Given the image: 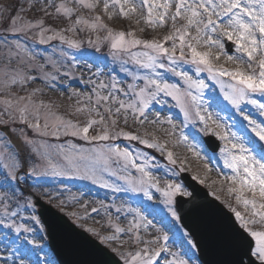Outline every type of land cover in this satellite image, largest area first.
I'll list each match as a JSON object with an SVG mask.
<instances>
[{
	"label": "rangeland",
	"instance_id": "374dc122",
	"mask_svg": "<svg viewBox=\"0 0 264 264\" xmlns=\"http://www.w3.org/2000/svg\"><path fill=\"white\" fill-rule=\"evenodd\" d=\"M18 1L25 5L26 13L29 15H34L42 10L53 11L52 9H54L53 14H58L56 8L64 5L72 10L71 17L73 21L75 20L74 18L77 20L82 17L92 22L95 16H100L107 28L118 32L120 29L127 27L128 30L135 33L138 39H141L140 37L156 40L163 39L172 30L170 22L166 23L162 28L147 26L144 23L146 10L143 9L138 10L129 18L113 15V18L109 20L108 14H105L103 11L102 3L98 4L94 11L80 6L76 0H0V5L6 7ZM111 12L112 10L109 9V14ZM7 25L9 28V22ZM77 26L82 31L89 30L86 25L81 24ZM17 27H24V31L15 34L9 31L17 40L11 38L9 43H5L4 39L1 40L0 49L4 45H8L18 55H25L23 60L24 62L27 61L26 64L28 66H30L29 63L34 64L35 68L40 69L41 72L39 77H35L34 73L29 71L28 74H24V77H32L31 80L24 79V82L16 81L12 83L14 75L21 74L20 72L13 73V71L15 69L18 71L23 62L20 60L16 66H13L10 63L14 61L5 59L1 63L2 68L5 70L2 71V68H0V93L3 94V96H0V115L6 117V121L2 120L15 129H11L10 133L13 134V138L17 142L15 144L12 139H7L0 131V264H56L47 248L45 232L37 217V209L29 207V203L33 205L34 197L40 198L46 204L51 205L60 213L71 218V221L78 228L87 232L100 243L102 237L118 235L117 240L101 244L110 251L112 248H116L117 252L113 253L123 261V264L124 260L117 253L127 254L129 252L136 253L140 251L145 259H147L154 251L160 249L161 244H163V240L161 239L163 235H168L169 237L167 244L168 251H161L160 256L155 258L153 264H167V261L173 258L172 253H176L179 258L188 260L189 264H199L195 258L193 248L183 238L182 233L184 231L176 221L171 219L170 214L167 212L163 203L165 198L162 192L169 183L181 184L179 174L187 173L191 178L193 176L198 177L196 179L198 182L203 180L201 185H204L224 205H232L243 212V208L237 205L235 199L230 198L227 192L230 181L224 180L223 177L230 175L231 171L224 168L219 150L215 154H210L205 149L204 144L200 146L202 152L207 151L208 157H214L209 160V168L213 169L209 172L205 168L203 161L194 157L184 144L178 142L177 138L180 135L181 128H184L183 116L179 108L175 106V101L163 94H160L159 99L165 101V103L157 104L153 101L146 112L147 119L139 117V120L143 121V123L137 121L131 110L125 112L121 109L117 114L116 109L119 107L121 101L127 104L134 99L133 93L129 90L130 85H135L137 91L143 86V81L134 80L133 76H145L150 75V73L147 70L139 68L129 59L127 54L118 53L114 58L108 40L106 41V54L93 55V53L87 51L69 48L63 53V64L58 66V62L53 58L58 52L53 48H50L49 52L44 51V49L48 48L47 44L50 40L46 43H40V39L36 42L21 40L20 37L16 36L17 34L23 37V34L27 31L32 34L29 36H35L40 34V32H37V28L29 29L19 22ZM228 44L230 43L226 41V48ZM231 48L230 50L228 49L230 54ZM37 49L38 51H36ZM31 50H35V52ZM142 50V48L140 50L133 49V51ZM199 50L206 51V49ZM124 61H127V63H124ZM165 62L167 63L166 60ZM214 63L229 70L237 67L236 64L227 62L224 57H221L219 61H215L214 59ZM180 67L188 71L193 79H203L205 81L208 86L205 91V99L213 97L219 100L220 108L222 109L220 114L227 118L228 123L235 122L236 126L233 130L243 132L249 136L252 135L249 129L243 127L247 125V121H244L242 115L223 100L219 86L207 78V73H201L197 77L191 66L181 65ZM157 71L161 73L167 82L177 84L182 89L185 87L179 77L167 73L163 69H158ZM113 82L116 83L115 89L111 87ZM101 85H104V87H101ZM22 89H25V92ZM99 97H108V99L106 101L99 100L98 102ZM253 98L258 103H264V97L254 95ZM36 100L38 102L42 100L44 105H38L35 102ZM5 101H9L10 104H5ZM72 107L75 111L78 108H82L84 111L78 112L77 116H73L69 120L59 113L67 112ZM241 108L251 119L258 123H264V115L260 114V110L257 107L250 104H242ZM22 109H26L24 115L29 122H34L37 114H39L41 126L47 120L50 126L49 131L52 130L51 125L57 122V117L83 127V114L87 110L96 116H93L95 120H99L101 116L104 119L109 118L110 120H115L117 124L123 125L125 129H122V131L129 132L132 130L137 136L149 141L155 138L157 142L165 145L163 152L146 147L138 140H129L125 137H123L125 143L116 140L117 142H111L108 145L130 151L137 165L143 166L147 162L146 171L151 173L154 182L161 191L157 192L156 188H151L150 193L153 199L149 201L142 193L114 192L110 188H102L99 184H93L87 180L29 175L28 173L33 165H41V167L36 169L37 172H40L44 166V162L31 151V146L23 143L25 133L28 138L35 141V146H38L40 141L65 147L71 144V141H74V144H77V148L84 149L100 147L104 144L94 141L87 145V141L83 139L64 135L63 129H61L59 139L53 136H36L32 129L28 128L27 124L21 122ZM106 109H110L112 115H109ZM216 110L215 104L209 108V111H213L214 113ZM96 113H99V115ZM125 116H127V123H125ZM157 116L161 121L167 117L172 118L173 123L176 125L174 135L169 136L167 134L171 129V125L159 122L152 123L153 120H156ZM22 126H26L27 129L23 130ZM102 127L101 124L93 125L89 130V136L102 135ZM211 127L213 131H219V129L215 128V125H211ZM184 131L185 133L191 132L192 126L184 128ZM198 134L202 139L207 136L204 133ZM68 138H70V141L68 142L69 144H66V141H68L66 139ZM131 142H135L137 146ZM219 142L221 147L222 142ZM144 148H149L158 158L161 157L164 163L159 161L154 154L152 155L149 151L146 152ZM168 151L173 153V157L177 161L175 165L169 163L167 159ZM25 152L28 153V156ZM182 161L185 168L183 172L179 171ZM14 162L19 163V168L15 171L16 179H12L8 175L10 168L6 169L4 167L5 164L11 166ZM56 162L60 164L64 163L63 160L59 159ZM112 162L116 163L115 159ZM118 165V168H116L111 163V169L117 175L131 176L133 180L139 179L141 174L130 164L125 171L121 170L124 165L123 160ZM104 174L108 175L107 172H104ZM109 177L118 182L117 186H125L124 180L117 179V176L109 175ZM19 183L21 184V192H19L23 196L17 200L18 191L15 186ZM183 189L187 191L184 187ZM93 208L97 209V211L93 212ZM117 208L120 209L119 212L116 211ZM137 209L147 218L146 220L141 221L136 216L135 210ZM5 212H7V215H5ZM13 212L16 214L12 215ZM244 215L247 217V213H244ZM33 217L36 219H33ZM37 220L39 221L38 223ZM148 220H151L152 223L145 228ZM5 223L11 224L13 227L6 228L4 227ZM135 224L140 225L139 229L132 227ZM111 225L119 226L123 229V232L116 234ZM17 226H23L18 234L15 231V227ZM108 227H111L113 231L108 230ZM24 228L29 229V231H23ZM130 228H132L131 231H129ZM258 228L259 226H257ZM88 229L92 231H88ZM94 233H98L99 235H95ZM137 236L140 238L139 241L136 239ZM153 241L156 242L153 243ZM144 249L148 251L144 253Z\"/></svg>",
	"mask_w": 264,
	"mask_h": 264
},
{
	"label": "snow or ice",
	"instance_id": "6c2138e0",
	"mask_svg": "<svg viewBox=\"0 0 264 264\" xmlns=\"http://www.w3.org/2000/svg\"><path fill=\"white\" fill-rule=\"evenodd\" d=\"M76 2L90 11H94L97 5L102 3L103 11L108 14L109 20L113 18V15L129 18L138 10L143 9L146 10L144 23L147 26L162 28L166 23H171L172 30L164 36L163 42H161L156 39H137L131 30L127 33L114 32L107 28L100 16H95L92 22L82 17L75 21L76 25H86L92 31L105 30L107 32L105 39L110 42L114 58L118 53L127 54L139 68L150 73L145 76H133L134 80H142L143 86L137 91L135 85H130L129 90L133 93L134 99L127 104L121 101L116 109L117 114L121 109L125 112L131 110L137 121L143 123L139 117L147 119L146 112L153 101L157 104L165 103L159 99L160 94L171 97L183 116L184 128L192 126V131L189 133H185L184 128H181L177 138L178 142L184 144L194 157L203 161L209 172L213 170L209 168V160L214 157H208L207 151L200 150V146L208 142L203 141L198 133L215 137L216 140L222 142L219 154L223 160L224 168L231 171L230 175L223 177L224 180L230 181L227 192L229 197L234 198L236 204L243 208V212H241L237 207L228 205L236 221L233 226L234 239L243 253L238 264H264V123H258L251 119L241 108L242 104H250L257 107L260 114L264 115V103H258L253 98L254 95L264 97V0H76ZM109 9L112 10L111 14H109ZM56 11L58 14L63 13L66 17L72 15V10L64 5L57 7ZM19 20V13L10 17L9 31L13 34L24 31V27H17ZM43 23V20H40L36 24L28 23L25 27L41 29L40 43L59 38L61 42L67 43L70 47L80 48V42L67 40L61 33H54V35L46 37L45 32L49 30L43 28ZM68 30L74 31L75 29L70 27ZM168 41H171V44L166 47L165 44ZM226 41L232 45L231 54L226 48ZM98 42L99 37H97L96 44L91 40L88 41L89 46L95 47L97 52L100 51ZM139 48L143 50L133 51V49ZM199 49H206V51ZM177 51H179V55H177ZM213 57L215 61L224 57L227 62L236 64L237 67L229 70L217 66ZM165 60L167 63L164 62ZM181 65L191 66L197 77L201 73H207V78L219 86L223 100L240 113L244 121H247V125L243 127L249 129L252 135L233 130L236 126L235 122L228 123L227 118L220 114L222 109L219 100L213 97L205 99V91L208 87L205 81L193 79L188 71L180 67ZM158 69H163L165 72L179 77L185 87L182 89L177 84L167 82L157 71ZM23 79L31 80L32 77H24L22 81ZM15 82L16 79L13 77L12 83ZM111 87L115 89L116 83L113 82ZM107 99L108 97H99L98 102ZM5 104H10V102L5 101ZM213 104L217 108L215 113L209 111ZM25 111L26 109L21 110V122L27 124L36 136H53L59 139L61 129H63L64 135L83 139L89 144L93 141H108L112 138L107 126H105L102 135L89 136V130L93 125L103 124L102 116L99 120L89 119L83 127L57 117V122L51 125L52 130L49 131L50 126L47 120L41 126L40 117L37 114L34 122H29L24 115ZM82 111L84 109H77V112ZM106 111L112 115L110 109H106ZM96 114L99 115V113ZM124 119L127 123V116ZM157 122L171 125L167 134L174 135L176 125L171 117L161 121L157 116L152 123ZM111 124L114 127L116 121L112 120ZM211 125H215L219 131H213ZM115 135L123 136L129 140H138L146 147L154 148L157 151L163 152L165 149V145L157 142L155 138L149 141L123 131L117 132ZM23 143L31 146V151L44 162L40 172H37L36 169L41 165H33L29 175L87 180L93 184H99L102 188H110L114 192L142 193L149 201L153 199L150 193L151 188H156L157 192L161 191L154 182L151 173L146 171L147 162L143 166L137 165L132 153L127 149L121 150L112 145L84 149L77 148L75 144L65 147L51 145L45 141H40L39 145L35 146V141L28 138L26 133ZM114 158L117 164L123 160L122 171L127 170L129 164L135 168L141 174L139 179L133 180L131 176H119L112 171L111 163ZM57 159L63 160L64 163L56 162ZM167 159L172 165L177 163L171 151L167 152ZM4 167L10 168L8 175L12 179H16L15 171L19 168V163L14 162L11 166L5 164ZM179 171H185L183 161ZM104 172L124 180L125 186H113L108 183L103 179L102 173ZM192 179L196 180L198 177L193 176ZM199 182L203 183V180ZM162 195L165 198L163 203L171 219L179 223L181 218L177 214L175 205L178 202L175 198L190 196L191 193L185 191L179 183H169ZM29 207H34V205L29 203ZM92 211L96 212L97 209L93 208ZM116 211L119 212L120 209L117 208ZM244 213H247V217ZM15 214V212L12 213V215ZM135 214L141 221L147 219L138 209L135 210ZM33 219L36 218L33 217ZM151 223V220H148L145 228ZM257 226H259L258 229ZM4 227L12 228L13 225L5 223ZM22 227H15L17 234ZM111 227L116 234L123 232V229L117 225H111ZM132 227L139 229L140 225L135 224ZM131 230L132 228L129 229V231ZM23 231L27 232L29 229L24 228ZM88 231L92 230L88 229ZM94 234L99 235L98 233ZM182 235L191 248L197 247L189 233L183 232ZM117 239L118 235L106 236L101 238V243ZM136 239L139 241V236ZM161 239L163 244L160 249L154 251L147 259L140 251L117 254L121 255L124 264H153L155 258L160 256L161 251H168V235H163ZM155 242L153 241V243ZM111 251L117 252V249L112 248ZM147 251V249L143 250L144 253ZM172 257L170 261H167V264H189L188 260L179 258L176 253H172Z\"/></svg>",
	"mask_w": 264,
	"mask_h": 264
},
{
	"label": "water",
	"instance_id": "95a60500",
	"mask_svg": "<svg viewBox=\"0 0 264 264\" xmlns=\"http://www.w3.org/2000/svg\"><path fill=\"white\" fill-rule=\"evenodd\" d=\"M210 148L211 143H208ZM192 197L177 198L176 208L182 226L197 245L203 264H238L242 250L234 239L233 220L219 204L194 183L185 179ZM41 206L39 216L47 229L50 247L59 264H118L117 260L50 208ZM248 259V257H245Z\"/></svg>",
	"mask_w": 264,
	"mask_h": 264
}]
</instances>
